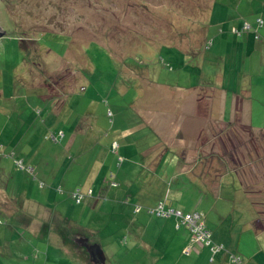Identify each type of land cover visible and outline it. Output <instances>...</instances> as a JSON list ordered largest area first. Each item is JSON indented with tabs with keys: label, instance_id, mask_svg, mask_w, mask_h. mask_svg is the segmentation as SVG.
<instances>
[{
	"label": "rangeland",
	"instance_id": "374dc122",
	"mask_svg": "<svg viewBox=\"0 0 264 264\" xmlns=\"http://www.w3.org/2000/svg\"><path fill=\"white\" fill-rule=\"evenodd\" d=\"M196 96L195 112L188 100ZM234 96L244 101L242 113L246 102L251 107L236 133L213 121H238L231 119ZM191 118L222 138L227 150L221 145L217 154L249 187L264 182V0H0V264H95L74 243L79 232L101 245L107 264H209L184 248L188 229L177 230L175 217L151 214L144 204L136 214L135 202H127V178L135 175L134 188L145 187L150 171L134 160L126 165L111 147L95 183L90 163L108 153L81 135L67 147L73 129L88 125L90 134L114 130L119 145L144 144L157 142L155 129L194 124ZM222 178L218 194L184 177L148 187L159 185L152 202L167 193L168 207L197 210L205 220L210 211L212 242L229 252L213 238L220 224L235 236L238 255L230 256L243 261L260 251V216L253 198L239 193L236 176ZM90 188L94 197L82 203L72 195Z\"/></svg>",
	"mask_w": 264,
	"mask_h": 264
},
{
	"label": "crops",
	"instance_id": "0c3cea01",
	"mask_svg": "<svg viewBox=\"0 0 264 264\" xmlns=\"http://www.w3.org/2000/svg\"><path fill=\"white\" fill-rule=\"evenodd\" d=\"M250 35L248 36L249 41L252 39V35L251 36ZM199 97L197 96L192 97L193 99L188 100V102L190 101L191 103L190 104L191 109L195 112L196 110H198V107L200 105ZM238 97H235L233 101L231 119H233L236 115V109L240 101L238 100ZM185 101H186V98H183V97L182 99L179 98V100H176L177 109H180L182 105L181 103ZM240 102L244 103V101H240ZM246 103H247L246 105L247 108L246 107L243 108V113L247 114L246 116L248 118V114L250 112L251 107L250 105H248V102ZM193 118H191V121L193 120ZM213 121L214 122H229V121H223V120L222 121L213 120ZM193 123L194 124L191 123L187 126H186V123H185V126H184V123L180 124V126H177L173 130L155 129L152 134L155 135L156 137V140H157L156 143L140 144L138 142H135V143L132 142L130 144H124L123 142L122 145L121 144L119 145L118 150L119 151L121 150V154L127 158L126 165L129 164L130 160H134L135 162H137L136 164L143 167L144 170L146 169L147 171H150L149 176L145 177L144 182H146L147 184L145 187L138 186L134 188L132 183L135 182L134 180L135 175L132 177V179L127 178L128 179L127 181L130 182L129 184L131 185H128L125 188V190L123 191V195L125 194V197L129 196L127 198V202H131V201L135 202L134 212L136 214H139L143 211V209L139 212L136 211V208L137 206H139V204L141 206L144 204L152 208L162 202L167 206L168 204L167 198L169 197L167 193L165 194L166 199H162L159 197L157 201L152 202V198L154 197V190L159 188V185L157 187H152V188L148 187L154 182L158 181V184L161 181L164 182L165 184H169L172 182V185H173L174 183L180 182V177H184L186 179L184 180V182L188 181L191 183H196V182L202 183L206 191L210 190V192H212L213 194L215 193L218 194V192L221 191L224 186V183L222 182L223 180L222 175L228 172H231L236 176L237 185H239L238 187H240V189L238 190L239 193L241 192L242 195H244L245 193L246 198L245 197L244 198L246 201L249 198L254 199V200L252 199L251 204L253 207L252 206L251 207L252 209L257 211V214L260 216V219L262 218L264 220V182H259L257 186L253 185L255 187V190H258L256 196H253L252 193H248L246 190V185L248 183L247 180L243 176H241L238 170H235L232 167H230L225 161L223 162L224 159L221 158L217 154L218 147H221V145H224V148H225V144L223 143L222 138L221 137L217 138L214 135L215 131L213 132L212 129L200 123V121L198 122L197 120L194 119ZM250 124L252 123L250 122ZM89 126L90 125H88L87 129L84 130L83 132L81 131V129H78L76 131L73 129V131L70 134L69 139L66 133H64V136L62 138L64 140H66L67 138L68 139L67 147L72 148L76 144V141L80 138L79 136L81 135L82 138L84 137L83 138L84 140L88 138V140L86 141L92 140V142L89 144V145L92 144L90 148L98 149L99 152L105 150L108 153V157L105 159H104V155L97 154L96 157L94 158L93 163H90L91 170L89 172L92 173L91 176L94 177L93 180L96 183L102 177L101 175H103V172H105L104 169L107 166L108 158L110 157L111 154H113V151H111L113 146H111V144H114L117 141L115 138L118 136L115 134L114 130L110 131L109 133H101V132L98 133L97 132L94 134H90V131L88 130ZM123 132L124 134H123V137L121 138L124 140L129 139L130 138L129 132H127L126 130H124ZM212 135L214 137H211ZM83 139L81 140L82 143L84 141ZM102 142H109L108 144H110V149L106 150V148H100V146H104ZM120 159L122 160V158ZM234 160L236 161V158ZM124 161L122 162L124 163ZM209 162H213V165L209 166L208 164ZM223 163L227 164V166H225L226 170L218 171V167H223ZM63 167L65 170L68 167V164L67 165L65 164V166ZM177 167H178L177 170L173 169ZM209 167L211 169H209ZM94 168H98V169H94ZM144 170H142V172ZM87 176L89 177V174ZM258 177H261V176L258 175L257 179ZM65 182H64V185H65ZM66 185H68V181ZM180 185L182 184L180 183ZM229 186H231V184L227 185V187ZM90 189L93 190V193L95 192L93 188H90ZM172 191L173 189L170 188V190H168V193L171 194ZM161 192L163 194L164 189ZM177 193H181V192L177 191ZM199 206L200 207L202 206V200L199 203ZM210 214H211L210 211H207L206 223L207 224L209 223V225L211 224ZM136 218H138V216L135 217L134 221L132 222V224L134 225L137 221H139V218L138 219ZM167 219H170V218H167ZM260 219H259L258 226H256L258 242L260 243V251H254V252L251 251L248 257L243 258L242 264H264V221ZM26 221H28L30 225L33 224V220H31V218L30 219L26 218ZM169 225L170 224L168 223L166 226L168 227ZM181 228L182 226L180 228L177 227V230H181ZM213 231L215 232V235H213L215 242L228 245L230 249L229 252L228 251L227 252L222 251L220 253L218 252V254L214 255V259H212L213 254L209 251V249L204 244L193 241L192 233L189 230L183 231V234L181 235V237H183L185 241L184 248L191 247L192 250L190 254L197 255L199 259L208 257L209 262H210L209 264H237L231 260L232 257L230 256L231 250L233 251L231 252L232 255H238L236 254L237 251H235L237 247L235 243L234 233H233L234 237L232 240L230 234L229 235L225 234L226 228L223 226L221 227L220 224H216L215 229ZM260 253L261 255H263L262 256L263 259L258 258V255Z\"/></svg>",
	"mask_w": 264,
	"mask_h": 264
},
{
	"label": "built area",
	"instance_id": "2783aa9c",
	"mask_svg": "<svg viewBox=\"0 0 264 264\" xmlns=\"http://www.w3.org/2000/svg\"><path fill=\"white\" fill-rule=\"evenodd\" d=\"M262 24V20H258ZM251 28L250 24H246L245 31L249 30ZM256 38H260L259 35L256 36ZM111 116V112L109 114ZM61 136H64V133H61ZM59 139V135L57 137H54ZM119 144L115 142L113 144V149L118 150ZM28 172L33 173L35 169L33 167H29L27 169ZM116 185V183H114ZM93 190L89 189L88 193L85 194L81 189L75 190L72 195L76 199L78 203H81L86 199L87 196H92ZM142 210L141 206H137L136 211L139 212ZM149 212L151 214L157 215L159 217L163 218H173L175 217L177 219V227L180 228L181 226H185L191 233L193 237V241L199 242L201 244H204L205 246H208L213 253L212 259H214V255L220 252L223 249L222 245H217L212 242L211 238V230L207 227L206 220L204 215L199 211H193V212H183L180 209H176L172 206H166L164 203H159L158 205L152 207L149 209ZM187 252L190 253L192 248L188 247ZM232 261L237 264H242V258L240 256H232Z\"/></svg>",
	"mask_w": 264,
	"mask_h": 264
},
{
	"label": "trees",
	"instance_id": "16d2710c",
	"mask_svg": "<svg viewBox=\"0 0 264 264\" xmlns=\"http://www.w3.org/2000/svg\"><path fill=\"white\" fill-rule=\"evenodd\" d=\"M237 118L235 119V120H238L237 122L236 121H234V122H231V121H229V122H217L216 124H218V125H220V126H226V127H224L225 128V130H226V132H227V129L229 130V131H232V132H234V133H236L235 132V130H234V128L233 127H235L236 125H238V124H240V125H242V110H241V107L239 106V104H238V107H237V109H236V115H235ZM236 128H237V130H238V126H236ZM248 128L250 129V130H252V131H254V130H257V129H254L253 128V126L251 125V124H249V126H248ZM217 130V129H216ZM224 130V131H225ZM259 131H262V132H264L263 130H259ZM233 133V134H234ZM227 146H225V150H227V148H226ZM236 170V169H235ZM254 189V186L252 185V186H250L249 187V183H247V185H246V190H247V192L248 193H251V191ZM255 190V189H254Z\"/></svg>",
	"mask_w": 264,
	"mask_h": 264
},
{
	"label": "water",
	"instance_id": "95a60500",
	"mask_svg": "<svg viewBox=\"0 0 264 264\" xmlns=\"http://www.w3.org/2000/svg\"><path fill=\"white\" fill-rule=\"evenodd\" d=\"M91 260L95 264H107L106 254L100 244L94 243L88 245Z\"/></svg>",
	"mask_w": 264,
	"mask_h": 264
},
{
	"label": "flooded vegetation",
	"instance_id": "af4514ba",
	"mask_svg": "<svg viewBox=\"0 0 264 264\" xmlns=\"http://www.w3.org/2000/svg\"><path fill=\"white\" fill-rule=\"evenodd\" d=\"M79 235L77 236V238L74 241V243L76 244H80V246L84 247V250H88L89 252V248L88 245H91L92 242H90L88 236H86L85 234L79 232ZM87 238V239H86ZM91 258V257H90Z\"/></svg>",
	"mask_w": 264,
	"mask_h": 264
}]
</instances>
